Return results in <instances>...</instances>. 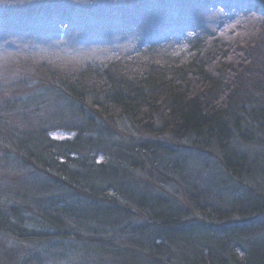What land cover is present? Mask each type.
<instances>
[{
  "label": "rangeland",
  "instance_id": "374dc122",
  "mask_svg": "<svg viewBox=\"0 0 264 264\" xmlns=\"http://www.w3.org/2000/svg\"><path fill=\"white\" fill-rule=\"evenodd\" d=\"M219 1L222 0H0V110L3 101H15L5 112H10L7 118L0 119V151L10 127L17 134L19 130L23 133V129L31 133L38 129V120H42L49 139L62 141L75 138L73 128L86 127L85 117L92 118L93 128L88 133H93V146L96 140L101 148L96 145L98 149L83 150L90 153L94 169L103 164L106 171L89 174L87 178L107 186L109 195L130 207L129 214L121 216L124 221L135 218L139 221L134 224V235L113 236L101 242L69 233H64L65 239L20 240L0 232L4 252L16 256L11 264H21L32 257L39 260L37 264H240L241 250L264 237V229L251 233L250 229H243L242 233L249 234L241 236L231 249L222 246L214 250L219 260L211 263L202 256L197 258L193 242L185 240L192 228L200 230L198 224L218 233L225 226L247 228L264 220V215L249 218L239 213L247 197L258 194L264 200V132L254 127L249 130L252 134L249 141L241 138L232 141L230 147L251 161L247 164L251 165L250 174L234 177L224 169L220 160L222 151L217 145L192 142L193 137L176 138L167 132L149 134L127 118H116L106 124L95 115L89 97L76 101L64 91L59 76L65 70L82 68L106 57H111L117 66L121 57L133 48L160 40L171 31L194 26L214 32L231 15L233 2L235 6H245L250 0H223L230 2L223 8L218 6ZM253 1L264 7V0ZM42 56H52L54 60L41 64L32 60L36 58L39 62ZM255 57L264 72V36ZM38 64L44 66L43 70H37ZM51 72L55 74L48 75ZM21 79L29 82L4 88L7 81ZM44 87L50 88L47 95L41 94ZM37 93L41 95L33 99ZM260 106H264V100ZM5 113L1 116L6 117ZM58 116L72 120L74 125L70 127L69 121L61 124ZM25 119L31 124L25 123ZM6 123L9 127L4 126ZM21 163L15 157L0 158V206L25 202L17 184L30 177L32 170ZM114 182L126 186L129 192L121 189L123 194L118 196ZM82 184L87 187L86 182ZM130 194L143 196L148 204L149 198L161 200L164 204L159 208L161 214L171 211L181 220L198 224L162 230L159 235L158 225L149 220L154 218L153 213L149 208L137 209ZM137 210L144 215L140 216ZM160 236L175 240L164 250L155 247L162 242ZM203 251L206 253L208 249Z\"/></svg>",
  "mask_w": 264,
  "mask_h": 264
},
{
  "label": "trees",
  "instance_id": "16d2710c",
  "mask_svg": "<svg viewBox=\"0 0 264 264\" xmlns=\"http://www.w3.org/2000/svg\"><path fill=\"white\" fill-rule=\"evenodd\" d=\"M228 3L222 0L218 6L223 8ZM235 4H231L229 18L214 32L189 26L133 48L121 57L117 66L111 57H106L82 68L65 70L59 75L64 91L76 101H81L83 96L89 97L95 115L106 124L109 120L127 118L149 134L167 132L176 138L193 137L192 142L215 144L222 151L220 160L224 169L234 177L247 176L251 171V165L247 164L251 161L232 149L230 144L236 138L252 139L249 130L254 127L264 132V106H260L264 100V72L255 57L264 36V7L253 0L245 6ZM32 60L44 63L51 62L54 57L42 56L38 58L39 62L36 58ZM40 64L36 67L39 71L44 68ZM33 71L37 73L35 69ZM28 82L24 79L12 83L7 81L4 88ZM48 91L50 88L44 87L41 94L47 95ZM41 94H33V99ZM14 102L3 101L0 119L7 118L10 112H5ZM3 113L6 117L1 116ZM26 120L25 123L31 124ZM57 120L61 124L69 121L70 127L74 125L65 117L58 116ZM85 120L86 127L77 125L73 128L76 130L75 138L62 141L49 139L42 128V120H38V129L31 133L25 132L29 129H23V133L19 130L18 134L17 130L8 129L4 149L0 151L1 160L15 157L23 162L20 165L31 168L32 173L17 184L25 202L17 206H0L1 233L20 240L65 239L64 233L80 234L91 242L135 234L134 224L139 222L136 221L138 219L124 221L121 217L123 213L129 214L127 209L130 207L109 195L107 186L87 178L89 174L104 173L106 167L98 164L99 169H94L90 153L85 154L98 146L96 140L94 146H97H93V133H88L93 128L92 118L85 117ZM4 126L9 127L8 123ZM85 182L87 187L82 184ZM125 187L121 183L114 186L118 196L128 190ZM130 195L137 209L149 208L153 213L154 218L149 220L158 225L156 231L159 235L162 230H178L181 225L194 224L191 226L194 227L198 224L189 219L181 220L171 211L161 214L159 208L164 205L161 200L149 198L151 203L148 204L143 196ZM257 196L245 199L246 204L239 208L243 217L264 215V200ZM138 214L144 215L140 211ZM198 226L200 230L192 228L185 240L189 244L193 242L191 246L197 249V258L202 256L211 263L219 260L214 250L222 246L231 249L241 236L264 229V220L247 228L225 226L218 233L207 231L200 224ZM243 229H250L249 233H242ZM161 239L162 242L155 247L164 250L175 240L168 236ZM205 248L208 249L206 253L203 251ZM231 254L235 252L231 250ZM15 258L12 253L4 252L0 245V264H11ZM239 258L240 264H264V237L243 248ZM38 262L32 257L22 260L21 264Z\"/></svg>",
  "mask_w": 264,
  "mask_h": 264
}]
</instances>
